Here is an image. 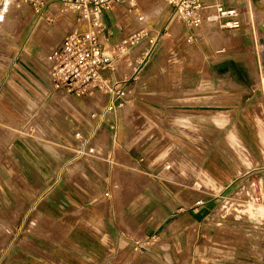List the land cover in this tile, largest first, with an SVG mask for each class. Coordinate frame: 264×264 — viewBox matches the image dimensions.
I'll use <instances>...</instances> for the list:
<instances>
[{"label": "crops", "instance_id": "obj_1", "mask_svg": "<svg viewBox=\"0 0 264 264\" xmlns=\"http://www.w3.org/2000/svg\"><path fill=\"white\" fill-rule=\"evenodd\" d=\"M214 1L238 7L241 26L192 29L168 15L162 44L145 39L127 64L119 41L102 40L127 0L103 13L99 41L113 56L104 76L123 92L111 114L109 94L52 89L48 54L89 25L51 2L54 47L40 41L0 81V264H199L227 196L251 183L264 203V0ZM69 18L64 31L58 20ZM182 47L201 64L181 65ZM167 54L180 65H163Z\"/></svg>", "mask_w": 264, "mask_h": 264}, {"label": "rangeland", "instance_id": "obj_2", "mask_svg": "<svg viewBox=\"0 0 264 264\" xmlns=\"http://www.w3.org/2000/svg\"><path fill=\"white\" fill-rule=\"evenodd\" d=\"M128 1L124 7L119 8V11L122 12L119 17L121 26L118 29H113L111 24L107 25L106 36L102 37L106 44L119 41L118 43L125 49V64L129 61L128 56H126L127 53H139L146 49L142 43L145 39H147L148 43L149 38L154 39V48L159 46L160 43L162 44V39H166L165 37L167 36L165 35L168 32L166 29L167 22H164V19L169 15V20L173 13L171 7H166L164 17H160L158 22L151 25L144 24L139 20L138 15L142 13V9H145L143 8L144 6H149L150 1L141 4L140 0H137L133 5ZM51 2L52 0H43V5L37 8L34 6L29 7L26 3L20 1L0 0V81H4L5 77L10 73H14L16 76L17 73L21 72L20 65L22 64L19 61L41 51L42 48L35 51L40 41L44 45L48 43V49L54 47L50 46L53 39L47 36L53 28V19L51 16L48 18L49 15L53 14L49 6ZM160 2L164 3L163 0H160ZM69 21L70 18L63 21L58 20L60 28L64 31L67 30ZM57 31L61 32L59 29ZM171 33L173 32L171 31ZM186 33L188 35V31ZM173 34H176V32ZM22 40L26 42L22 43ZM132 40H134V44H130ZM225 42L224 39L219 40L217 46L222 47ZM199 50L204 53L205 48L202 46ZM15 52H18L17 57H14ZM178 52L180 53L181 65L194 67L201 64L200 58L195 57V55L192 56L193 52L191 50L182 47ZM167 55H169V58L163 61V65H180V63L176 62L174 56L170 57V54ZM3 67L7 68V74L2 75ZM29 74L26 77L31 81L33 78ZM1 76H3L2 79ZM170 76L174 78L175 75L171 74ZM192 77L193 75L190 73L183 74V80L185 81H191ZM28 81L22 80L31 88ZM29 91L20 89L19 94L24 97H30L32 95ZM13 96L18 97L19 95ZM228 220L232 222L230 232L226 230L228 228H223L224 223ZM206 227L212 233V242L209 243L212 246V249L209 250L211 257L208 259L206 256L207 249L204 247L201 256L205 260H200L199 264H264V203L256 199L254 187L251 183L243 187V190H237L227 196L220 203L214 213V218L210 219V223H207ZM228 236L234 241L232 250L229 249ZM233 253L236 256L231 257L232 259L230 260V254Z\"/></svg>", "mask_w": 264, "mask_h": 264}, {"label": "built area", "instance_id": "obj_3", "mask_svg": "<svg viewBox=\"0 0 264 264\" xmlns=\"http://www.w3.org/2000/svg\"><path fill=\"white\" fill-rule=\"evenodd\" d=\"M20 1L31 7H41L43 0H11ZM122 0H52L60 5L62 11L72 12L76 17L89 25L86 31H73L66 34L58 48L47 56L49 62V77L53 90L76 96L90 95L100 91L111 96L104 112L111 114L116 109L114 99L123 96L122 91L114 88V85L104 76V72L112 69V55L101 45L99 34L103 31L102 17L114 3ZM173 9L172 16L196 29L203 24L213 25L219 29H236L242 24L241 11L233 5H225L219 1L211 3L205 0H163ZM257 9L262 5V0H247ZM154 39L149 38L152 43ZM134 44V40L130 42ZM121 44H118L115 52H121ZM202 201L196 202L197 205ZM154 242L155 238L151 237ZM144 245L134 247V251H142ZM204 264V263H201Z\"/></svg>", "mask_w": 264, "mask_h": 264}, {"label": "bare ground", "instance_id": "obj_4", "mask_svg": "<svg viewBox=\"0 0 264 264\" xmlns=\"http://www.w3.org/2000/svg\"><path fill=\"white\" fill-rule=\"evenodd\" d=\"M135 1H137V0H129V3L133 5L135 3ZM146 1H150L149 6L143 7L145 9H142V13L140 15H138L139 20L144 24L145 23L148 25L155 24L156 22H158L159 18L163 16L164 9H165L164 3L160 2V0H157V1H155V0H140V3L143 4ZM146 3H148V2H146ZM148 25H147V27H148ZM47 42H49V41H47Z\"/></svg>", "mask_w": 264, "mask_h": 264}]
</instances>
